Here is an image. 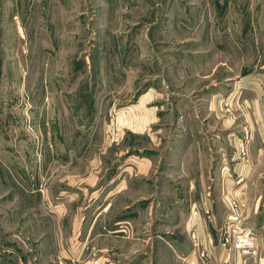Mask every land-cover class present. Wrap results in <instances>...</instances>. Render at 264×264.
<instances>
[{
    "label": "rangeland",
    "instance_id": "374dc122",
    "mask_svg": "<svg viewBox=\"0 0 264 264\" xmlns=\"http://www.w3.org/2000/svg\"><path fill=\"white\" fill-rule=\"evenodd\" d=\"M236 53L252 60L251 71L264 61V0H0V219L3 208L13 218L37 215L54 230L42 255L54 252L57 264H87L104 247L106 264H178L165 245L186 238L179 222L192 201L185 183L164 175L168 139L157 150L154 137L133 132L131 117L148 109L162 116L169 100L207 95L227 79L244 88ZM208 58L220 82L181 84L183 60ZM220 89L217 97L231 95L229 107L241 110ZM148 93L161 95L143 102ZM229 190L224 196H237L227 205L201 200L191 217L225 204L219 240L233 247L228 257L264 264L263 178ZM5 241L0 259L15 252Z\"/></svg>",
    "mask_w": 264,
    "mask_h": 264
},
{
    "label": "crops",
    "instance_id": "0c3cea01",
    "mask_svg": "<svg viewBox=\"0 0 264 264\" xmlns=\"http://www.w3.org/2000/svg\"><path fill=\"white\" fill-rule=\"evenodd\" d=\"M212 46L215 50L214 45ZM260 58L263 59V57ZM233 59L240 66L244 62L245 76L243 78H245L239 83L244 88L240 90L232 88L234 83H230L231 81L227 79L225 84L214 85L217 87L211 88L213 92L208 93V91L207 95L200 94L193 99L189 97L188 92H185V95L181 94L179 98L169 100L162 116H158L162 112L161 109H148L134 111L131 117L133 132H136L138 136L146 134L154 137L158 144L157 150H159L163 137L168 139L167 144L170 142L171 149H168L167 144L164 145V149H160L165 152L168 150L166 152L167 164L171 167V171H164V175L170 181L175 180L179 183L177 181L179 179L185 183L184 198H189V201H192L190 203L191 211L184 212V216L179 222L180 231L185 234L186 238L168 241L165 245L168 248L166 251L169 253V258L171 257L174 263L229 264L230 262L233 264L230 257L233 247H227L226 242L221 245L219 240L229 209L227 210L225 204L223 206L220 203L221 210L217 208L215 212L212 206L207 207L203 202L206 205L205 209L202 208L199 212L196 209L194 216L191 217L193 215L192 206L193 204L197 206L198 201L205 199H209L212 205L217 200L225 202L229 197L237 196L234 190L228 196H224L226 189L230 191L231 185L236 182L239 184L250 182L252 176H262L264 182V117L262 115L264 61L261 60L259 64L255 62L257 69L251 71L249 65L252 66V60H249L248 56L236 53L233 55ZM210 61L208 58L198 64V61L183 60L181 71L185 70L187 73L179 79L181 84L200 88L203 82L209 83L210 86H213L211 83L214 81L220 82V79H217L220 67ZM247 66L248 71L246 70ZM191 71H196V76H190L191 73L188 72ZM248 85L253 86L248 87ZM220 88L225 89L228 94L233 92V97L235 96L236 99L234 103L240 104L235 107L243 106L241 110L233 111L229 107L233 105V99L230 100L231 95L226 96L227 98L217 97L221 91ZM160 95L148 93L143 96L142 100L149 102ZM189 100L192 102L187 106L185 103ZM244 131L251 133V139L247 142L249 147L246 156H242L240 152V147L245 141ZM207 185H211V188L206 193ZM221 185L224 189L223 193ZM208 193H210L209 197H207ZM260 194L262 193L252 194L250 199H259ZM8 211L9 209H1L0 236L6 239L5 242L8 241V247L5 250L9 251L10 248H14L15 252L10 251L9 255L2 257L0 264H57L54 252L51 251L52 256L42 255V251L44 253L43 242L45 241L43 236L45 232H54L52 227L34 213L28 217L27 211L19 212L14 215L16 218H13ZM253 213H257V211L254 210ZM195 226L199 238L201 236L202 245L208 252V257L205 259L199 257L196 248L194 250V241L190 237L191 228ZM55 232V235L58 236V232H60L58 226ZM209 236H212L213 239H209ZM56 243H58L57 239H55L57 248L58 244ZM51 247H54L53 239H51ZM105 248L102 249V253L99 249V254L90 257L87 264L108 263L109 255Z\"/></svg>",
    "mask_w": 264,
    "mask_h": 264
},
{
    "label": "built area",
    "instance_id": "2783aa9c",
    "mask_svg": "<svg viewBox=\"0 0 264 264\" xmlns=\"http://www.w3.org/2000/svg\"><path fill=\"white\" fill-rule=\"evenodd\" d=\"M262 115L264 117V96L262 98ZM245 139L246 140L244 141V143L241 145V148H240V152H241L242 156H246V154H247V150H248V148H247L248 143L247 142H249L251 139V133L249 131H245ZM235 215L236 214H233L231 216L236 217ZM231 216H230V220H235V219H231ZM240 240L242 241L241 244H243L245 242V240H242V239H240ZM193 241H194V245H195L197 254L202 259H205L208 256V252H207L206 248H204L203 245L200 243V241L198 239V235H196V233H193ZM241 244H240V246H241ZM250 246H252V245H250ZM250 246H247V245H246V247L242 246L243 248H245L243 251L247 250L246 248H248Z\"/></svg>",
    "mask_w": 264,
    "mask_h": 264
},
{
    "label": "bare ground",
    "instance_id": "6f19581e",
    "mask_svg": "<svg viewBox=\"0 0 264 264\" xmlns=\"http://www.w3.org/2000/svg\"><path fill=\"white\" fill-rule=\"evenodd\" d=\"M247 242H248L247 246H250V242L248 240H245V242L241 246L245 247ZM245 252H248V251L245 250L244 253Z\"/></svg>",
    "mask_w": 264,
    "mask_h": 264
}]
</instances>
